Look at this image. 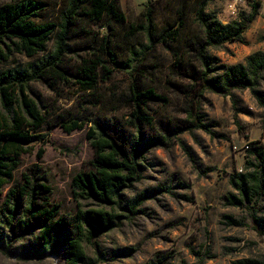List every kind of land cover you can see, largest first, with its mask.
Segmentation results:
<instances>
[{"label": "trees", "instance_id": "obj_1", "mask_svg": "<svg viewBox=\"0 0 264 264\" xmlns=\"http://www.w3.org/2000/svg\"><path fill=\"white\" fill-rule=\"evenodd\" d=\"M209 1L180 0L177 19L162 28L156 25L153 9L149 8L145 21L131 26L130 33L141 35L145 40L140 50H132L138 60L133 66L137 74L142 75L149 72L147 68L154 67L142 61L148 52L160 46L173 53L167 87L178 97H185L183 116L150 114L147 111L150 103L167 105L169 98L154 87L134 81L120 100L132 107L130 118L123 121L115 115L100 114L92 119L93 125L87 133L95 150L92 169L79 172L73 185L80 196L104 207L126 209L129 214L93 208L79 211L74 217L63 215L60 206L50 202L52 189L47 179L33 170L25 174L22 184L7 192L0 209L1 251L7 253L12 243L33 234L30 246L34 255L48 251L64 255L66 264L87 262L86 243L92 244L95 236L116 226L122 217L130 218L143 211L138 207L155 192L163 190L147 189L130 200L123 198V192L142 179L140 160L145 152L155 147H170L173 138L182 132L195 129L212 132L204 122L199 96L211 89L233 97L232 90L241 87L250 89L255 98L264 103V92L260 88L264 80V51L252 53L245 63L234 65L219 64L218 58L210 52L228 42L243 40L249 23L258 14L257 4L252 6L249 15L223 24L216 12L207 10ZM45 6L43 0L0 5V61L15 53L28 57L44 54L48 42L55 40L52 51L30 62L25 69L0 73V106L11 118L8 126L0 122V192L13 178L18 165L11 152L19 155L23 144L41 137L36 132L47 120L27 93L31 82L53 87L59 82L74 80L81 90L89 91L100 81L110 80L120 65L113 47L114 24H124L126 16L117 0H63L59 22L46 20ZM189 12L191 23H188ZM106 18L109 32L102 35L91 24ZM84 52L90 55H82ZM139 64L140 70L137 69ZM59 124L66 131L84 127L78 119L63 118ZM229 181L235 192L226 195V205L249 209L255 229L262 235L264 218L257 215L256 205L264 197V144L248 150L244 169L231 174ZM223 222L243 224L241 218L229 214L223 215ZM209 255L198 256V261L191 264H205ZM149 264H158V260Z\"/></svg>", "mask_w": 264, "mask_h": 264}, {"label": "rangeland", "instance_id": "obj_2", "mask_svg": "<svg viewBox=\"0 0 264 264\" xmlns=\"http://www.w3.org/2000/svg\"><path fill=\"white\" fill-rule=\"evenodd\" d=\"M12 1L21 0H0V5ZM43 1L46 2V20L59 22L63 0ZM117 1L126 22L114 24L113 47L120 65L110 80L100 81L89 91L81 90L74 80L59 82L53 87L31 82L27 93L47 120L36 132L41 137L23 144L19 155L11 152L18 165L13 178L1 189L0 209L7 192L22 184L25 174L38 170L51 186V204L59 205L63 215L74 217L79 211L93 208L129 214L126 209L104 207L80 196L73 179L79 172L92 169L95 150L87 137L92 119L100 114L115 115L123 121L130 118L132 107L120 100L134 81L154 87L169 98L167 105L150 103L147 108L150 114L183 116L185 97H178L167 87L173 53L160 46L148 52L142 61L154 67L139 75L133 69L138 60L132 50H140L145 40L141 35L130 33L133 24L145 21L149 8L153 9L158 28L174 23L180 0ZM254 4H257L258 14L249 23L243 40L211 49L219 64L245 63L252 53L264 51V0L209 1L207 10L216 12L223 24L249 15ZM188 15V23H191V12ZM107 23L106 18L91 26L104 35L109 32ZM54 45L53 38L48 42L47 51L35 57L13 54L0 61V73L25 69L30 62L52 51ZM137 69H142L141 64ZM260 88L264 92V80ZM232 94L233 97L207 89L198 97L204 122L212 132L205 129L182 132L173 138L170 147H155L145 152L140 160L142 179L126 189L123 198L130 200L147 189L163 188L164 191L155 192L138 207L143 211L130 218L122 217L116 226L95 236L92 244L86 243L88 260L81 264H149L154 260H158V264H191L198 261V256L209 253L211 257L205 264H264V233L260 235L255 229L250 210L226 205V195L235 192L230 175L244 169L249 149L264 144V103L248 88H235ZM63 118L78 119L84 127L66 131L59 124ZM10 121V113L0 106V122L8 126ZM256 210L257 215L264 218V197L259 199ZM225 214L241 218L243 224L227 225L223 222ZM33 238V234H28L12 243L7 253L0 250V264H66L62 254L40 251L34 255L30 246ZM245 260L253 263H245Z\"/></svg>", "mask_w": 264, "mask_h": 264}, {"label": "built area", "instance_id": "obj_3", "mask_svg": "<svg viewBox=\"0 0 264 264\" xmlns=\"http://www.w3.org/2000/svg\"><path fill=\"white\" fill-rule=\"evenodd\" d=\"M249 147H250V145H249V144H247V145H246V148H247V149H249Z\"/></svg>", "mask_w": 264, "mask_h": 264}]
</instances>
